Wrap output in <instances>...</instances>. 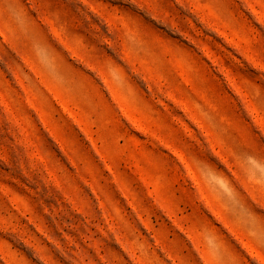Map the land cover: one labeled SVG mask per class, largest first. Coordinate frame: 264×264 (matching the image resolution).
I'll return each mask as SVG.
<instances>
[{
    "label": "rangeland",
    "instance_id": "rangeland-1",
    "mask_svg": "<svg viewBox=\"0 0 264 264\" xmlns=\"http://www.w3.org/2000/svg\"><path fill=\"white\" fill-rule=\"evenodd\" d=\"M250 160L264 0H0V264H264Z\"/></svg>",
    "mask_w": 264,
    "mask_h": 264
},
{
    "label": "clouds",
    "instance_id": "clouds-1",
    "mask_svg": "<svg viewBox=\"0 0 264 264\" xmlns=\"http://www.w3.org/2000/svg\"><path fill=\"white\" fill-rule=\"evenodd\" d=\"M247 173L246 175L253 181L258 182V183H264V166H261L257 163H254L250 160L249 166L247 167ZM200 174L204 175L207 177V171L204 169L200 170ZM217 188L223 193L224 197L228 198L230 201L233 199V194L231 191L227 189V187L221 188L219 185H217ZM238 202H237V207H238ZM239 221L241 225L243 226H248L253 223V220L247 212H245L244 215L239 217ZM260 242H264V238H259ZM208 250L210 252V255L214 259V261L219 262L221 259L222 251L220 246L217 244V242L209 238L208 240Z\"/></svg>",
    "mask_w": 264,
    "mask_h": 264
}]
</instances>
